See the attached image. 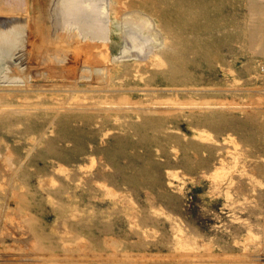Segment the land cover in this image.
<instances>
[{
	"label": "rangeland",
	"instance_id": "obj_1",
	"mask_svg": "<svg viewBox=\"0 0 264 264\" xmlns=\"http://www.w3.org/2000/svg\"><path fill=\"white\" fill-rule=\"evenodd\" d=\"M166 1L0 0V264H264V0Z\"/></svg>",
	"mask_w": 264,
	"mask_h": 264
},
{
	"label": "bare ground",
	"instance_id": "obj_2",
	"mask_svg": "<svg viewBox=\"0 0 264 264\" xmlns=\"http://www.w3.org/2000/svg\"><path fill=\"white\" fill-rule=\"evenodd\" d=\"M161 1H163V0H160V2ZM186 1V6H189V7H191L192 8V6L194 7V8H198V5L197 4H195L194 2H193V4H191V3H189V2H191V1H193V0H185ZM255 1V0H254ZM150 2H152V3H150V4H153V5H157L158 3V1L156 2V0H150ZM161 4H163V2H161ZM165 5H167V6H171L170 4H168L167 3V1L165 0ZM165 5H163V6H165ZM250 5L251 6H253L254 4L253 3H251L250 2ZM250 5H249V7H250ZM257 6V5H256ZM78 7V6H77ZM250 8H252V7H250ZM208 9V8H207ZM93 10V7L92 6H81V7H79V8H77V10H72V15H79V17L80 16H87L91 11ZM260 11H261V9H259ZM211 12V11H210ZM263 12V11H262ZM261 12V13H262ZM185 13V12H184ZM212 13V12H211ZM264 13V12H263ZM253 14H254V12H253ZM255 15V14H254ZM253 15V16H254ZM256 16H258V15H256ZM255 17V16H254ZM257 18V17H256ZM249 19V18H248ZM260 21V20H259ZM80 23H81V21H80ZM79 23V24H80ZM82 23H83V21H82ZM94 23V22H93ZM93 23H91L90 25L89 24H83L84 25V28H85V30L88 32V33H94V31L96 30L95 28L96 27H94V25H92ZM255 24V23H254ZM162 25L164 26L163 28V30H164V32L166 33L167 31L169 32L170 30H169V27H167V25H166V23H165V21H163L162 20ZM248 25V24H247ZM261 25V24H260ZM199 24H197V25H195V27L193 28V30H192V37H193V39H196L197 38V34L199 35V32H200V30H201V28H199ZM250 26H251V28H252V25H250L249 24V26H248V28L251 30V28H250ZM264 23L262 24V26H260V27H262L263 29H264ZM253 28H254V25H253ZM261 28V29H262ZM95 29V30H94ZM260 29V31L262 32V30ZM255 30V29H254ZM255 32L256 33H258V31H256L255 30ZM254 33V32H253ZM251 34V33H250ZM255 34V33H254ZM260 34V33H259ZM169 35H172V34H169ZM252 35V34H251ZM262 35V34H261ZM96 36H97V38H95L96 39V42H99V43H101L100 41H102V40H104V39H106V32H104V31H100V32H98V33H96ZM246 37V36H245ZM249 37H250V35H249ZM252 38H253V36H251ZM258 37V36H257ZM264 37V36H263ZM262 37V39H263V42H264V38ZM260 38V37H259ZM246 39V38H245ZM251 39V38H250ZM256 39V38H255ZM255 39H254V42H255ZM168 40V39H167ZM252 40V39H251ZM258 40V39H257ZM258 41H261V39H259ZM197 42V41H196ZM196 42H194V44H192L191 46H189V48L190 47H193L194 45H196ZM170 43V42H169ZM192 43V42H191ZM255 43H259V42H255ZM167 44V43H166ZM251 44H254V43H252V41H251V43H250V46H251ZM258 45V44H257ZM253 46L254 48H256V47H259V46ZM264 45V44H263ZM262 46V45H261ZM260 46V47H261ZM167 46L165 45V48H166ZM253 47H252V49H253ZM251 48V47H250ZM263 47H261L260 48V50L262 49ZM171 49V48H170ZM263 50V49H262ZM34 51V50H33ZM39 52V51H38ZM263 53H264V51H262ZM262 53V54H263ZM3 60V59H2ZM178 61L179 63V65H177V67L175 68L174 67V65H170L172 68H173V70H174V72L176 71V73H181V76H182V74H184L186 71H185V68L182 66V63L179 61V57L178 58H174V61ZM175 61V62H176ZM8 62V61H7ZM6 62V63H7ZM174 63V62H173ZM172 63V64H173ZM84 64V63H83ZM93 64V63H92ZM184 65V64H183ZM91 66V65H90ZM82 67V66H81ZM81 67H79V68H81ZM84 67V66H83ZM264 67V66H263ZM77 68H78V66H77ZM79 70V69H78ZM77 70V71H78ZM80 72H81V70H79ZM181 78V77H180ZM4 79H5V77H4ZM7 79H11V78H7ZM6 81V80H5ZM5 81H2V82H5ZM8 81V80H7ZM13 81V80H12ZM20 81V80H19ZM11 82V81H10ZM10 82H8V83H10ZM13 82H15V81H13ZM13 82H11V83H13ZM147 90V89H146ZM58 105V104H57ZM59 105H62V104H59ZM224 104H222V106H223ZM44 106V105H43ZM46 106H48V105H46ZM138 106V105H137ZM136 106V107H137ZM143 106V105H142ZM144 106H149V105H144ZM151 106V105H150ZM157 106V105H156ZM218 106H220L221 107V105H218ZM63 107H64V105H63ZM136 107H134V108H136ZM140 107V106H139ZM152 107V106H151ZM188 107V106H187ZM210 107H212V108H216L215 106L213 107V105H209V106H207L206 108H210ZM255 107V109H257L256 108V106H254ZM59 108V107H58ZM65 108H67L66 106H65ZM65 108H63V109H65ZM109 108V107H108ZM112 108V107H111ZM120 108V107H119ZM138 108V107H137ZM144 108V107H143ZM146 108V107H145ZM144 108V109H145ZM156 108V107H155ZM154 108V109H155ZM157 108H159V107H157ZM161 108H163V107H161ZM171 108V107H170ZM174 108V107H173ZM180 108H182V107H180ZM189 108V107H188ZM218 108V107H217ZM223 108V107H222ZM236 108H238V107H236ZM243 108V107H242ZM263 108V107H262ZM11 109V108H10ZM10 109H8V110H10ZM17 109V108H16ZM47 109V108H46ZM46 109H44V110H46ZM49 109V108H48ZM50 109H52V108H50ZM57 109V108H56ZM71 109V108H70ZM74 109V108H73ZM72 109V110H73ZM81 109V108H80ZM87 109H89V108H86V110ZM94 109V108H93ZM126 108H124V110H125ZM132 109H133V107H132ZM132 109H130L129 108V110H132ZM149 110L151 109V108H148ZM148 109L146 110L145 109V111H142L143 113H147V111H148ZM211 109V108H210ZM223 109H225V108H223ZM227 109H230V107L229 108H227ZM234 109V108H233ZM239 109H241V108H239ZM245 109V108H244ZM251 109V108H250ZM254 109V108H253ZM258 109H260V108H258ZM7 110V109H6ZM13 110V109H12ZM17 110H19V108L17 109ZM41 110H43V109H41ZM43 110V111H44ZM62 110V109H61ZM84 110V108L81 110V111H83ZM90 110V109H89ZM91 110H92V108H91ZM15 111V110H14ZM14 111H13V113H14ZM66 111H68V110H66ZM128 111V110H127ZM135 111H137L138 112V110H135ZM134 111V109H133V112H135ZM156 111V110H155ZM7 112V111H6ZM10 112H11V110H10ZM17 112V111H16ZM131 112V111H130ZM149 113H151V111H148ZM12 113V114H13ZM157 113V112H156ZM15 114V113H14ZM137 114V113H136ZM23 123V122H22ZM158 124H160V120H159V122H157L156 120H153V119H148V121H146L145 122V125L146 126H148V127H151V126H153V125H155V126H158ZM50 125V124H49ZM46 129V128H45ZM139 130H141V132H144V130H142V127H139ZM25 132H27V131H25ZM51 139V138H50ZM37 140V139H36ZM33 146V145H32ZM220 160V159H219ZM142 164L143 165H141V167H142V169H141V173H142V179H147L150 175H151V173H153L154 175L156 174H158V171H157V169H151V166H150V164H148V161H144V162H142ZM222 164V163H221ZM168 175L170 174L169 172L167 173ZM172 174V175H171ZM171 176L169 175V178L170 177H173L174 176V174L171 172ZM204 175V174H203ZM176 176V175H175ZM206 178H207V176H206Z\"/></svg>",
	"mask_w": 264,
	"mask_h": 264
}]
</instances>
